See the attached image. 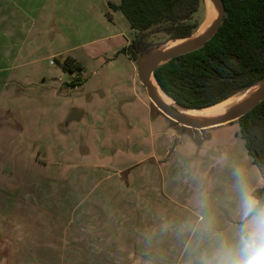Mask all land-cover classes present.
<instances>
[{
    "label": "crops",
    "instance_id": "obj_1",
    "mask_svg": "<svg viewBox=\"0 0 264 264\" xmlns=\"http://www.w3.org/2000/svg\"><path fill=\"white\" fill-rule=\"evenodd\" d=\"M70 1L0 0L3 263L53 264V253L60 251L70 253L68 264H200L221 242L234 240L242 218V197H254L253 193L264 187V176L245 148L240 125L230 134L231 142L221 145H217L219 140L227 138L216 130L223 126L209 129L216 131L206 143L213 159L209 158L208 168L195 167L188 162H194L197 150H191L189 143L173 152L170 140L185 131L155 107L136 71L126 72L125 77L123 71H110L89 100L76 93L86 85L84 77L74 89L70 87L75 78L49 93L52 100L66 98L69 109L82 106L74 108L82 117L73 122L86 120V125L66 121L64 126L61 121L54 131L45 128L48 123L44 122L42 129V118L34 105L29 106L33 103L30 91L33 85L43 83L40 79L44 77L36 69L39 61L70 53L56 45L64 40ZM130 44L127 40L124 47ZM77 94L79 97L73 99ZM25 98L29 104L25 111L11 108ZM83 126L84 131H80ZM82 134L88 145L94 143L93 149L85 150L90 164L84 169L70 164V137L80 138ZM223 149L228 155L226 161L235 149L241 152L252 166L257 184H226L229 190L215 191L221 181L210 180L207 174ZM54 155L61 160H54ZM176 157L185 164L180 171L173 165ZM75 170H85L97 180L87 182ZM53 171L61 180L48 178ZM59 183L70 192L92 186L95 195L71 196L68 191L61 197L50 195L51 188ZM233 188L242 192L239 198ZM211 196L217 199L212 201ZM62 255L57 264H64L66 256Z\"/></svg>",
    "mask_w": 264,
    "mask_h": 264
},
{
    "label": "rangeland",
    "instance_id": "obj_2",
    "mask_svg": "<svg viewBox=\"0 0 264 264\" xmlns=\"http://www.w3.org/2000/svg\"><path fill=\"white\" fill-rule=\"evenodd\" d=\"M108 2H113L116 4L119 3L120 0L70 1V20L68 22H64L65 24L63 27L64 34L62 35L64 40L62 43L57 42L56 44L61 48L69 49L70 53L64 56H58L39 61L36 65V69L40 71L41 75L44 77V79H40V82H43L41 84L44 85L38 83L37 85H33V87L31 88L30 93L31 100H33L32 104H27L28 101L25 98L24 100L22 99L21 102L17 101L15 104H13V106L11 105V108L13 107V110L22 112L25 111L29 106L33 107L34 105L36 108L35 110H37L38 112V116L42 118V129L47 128L49 130L52 128L55 131L57 130V127L59 125L57 124V122L63 121V125L66 126V121L71 111L74 110V108L78 109L82 106L74 105L70 106L71 109H69L66 98L62 97L59 100H52L51 95L49 94L52 88H55L61 83L70 84V82H72L76 77H78L81 81L84 77L86 85H84L83 88H81L76 93H80L81 95H83L85 100H89L90 98H92L91 92L101 84V81L104 77H108L110 75V71H123V74L121 75H123L124 77L126 75V72L129 73L130 71H136L135 73L139 78L138 64L141 61L143 54H138L137 59L133 60L128 54H124L122 52V49L127 44V40L132 42L136 38L138 32H131L129 23L125 19L124 15L119 11H111L108 8ZM82 6L84 7V9L81 10L79 7L82 8ZM108 12L113 15L112 19L107 16ZM207 16L208 9L204 6L203 3L199 12L194 15L193 21L198 22L201 25L204 23ZM169 39V36L162 30L161 27L152 29L151 31L147 32L146 43L149 46L147 52L158 50L160 46L169 41ZM51 62H53V64H51ZM66 63L69 65V69L65 67ZM131 65L133 70L131 69ZM80 71H83L84 76L83 74H78ZM101 71L102 74H100ZM112 79H115V76H113ZM72 87L73 86H71L70 89H74ZM46 88L48 92H44L43 89L46 90ZM78 97V94L74 95L73 99ZM85 121L86 120L72 123L74 126H82L86 125ZM44 122L46 124L48 123L47 126ZM174 125L178 128L182 127L179 129H182V131H185V133H180L174 138V140L169 139L171 143L170 147L172 148V150L175 148L177 149V147L180 150L182 148V145H186L189 143L190 146H192L191 150H197V152H195V155H197L195 156V158H193L194 162H192V159H189L188 163L195 165V167L201 165L206 167L207 163L209 162V158L211 160L213 159L212 156H209L210 152H208V150L206 151L208 136L217 131L216 133H221L225 136V139L227 138L226 141L219 140V143H217V145H219L220 143L231 142V140H229L230 134L235 127L237 128L239 126V123L236 121L232 124H228L227 126H223L222 128H219L218 130L213 132H211V130L209 129L201 131L189 129L177 123H175ZM84 127L85 126L81 127L83 130L80 131H84ZM44 132L46 131L44 130ZM83 135L84 134H82V137L80 138L70 137V164L72 166H75L76 168L77 166H79L81 167V169L88 167V164H90L89 158L85 157V155L88 154L87 152L85 153V150L87 151L94 148V143L92 144L90 142V144L92 145H88V142L83 140ZM194 135L197 136L195 137ZM99 141L101 144L102 141ZM100 144H98V151H101V147L99 146ZM217 145L213 147H216ZM190 146H187L188 149H190ZM213 150H211V152ZM176 156H179L178 153L176 154ZM177 157L175 158L173 165L175 169L177 168L180 171L181 167L185 166V164L182 160H178ZM227 157L228 155L223 149L221 154H219L217 157V164L213 166L207 174V177L210 180L221 181L215 191L221 192L229 190L228 187H226V184L230 187H245L246 183L247 186L257 184V180L254 176L255 172H253V168L249 164V162H246L243 159L241 152L236 151L235 149L233 156H231V158L226 161ZM53 159L58 160L59 158L57 159L56 155H54ZM60 160L61 158L59 159V161ZM209 165L210 163L208 164V166ZM84 171L85 170H75L76 174H78L81 179L86 178L87 182H94L95 180H97V178L95 176H92L91 173H85ZM136 173L137 172L135 171L132 174L135 175ZM57 174L58 173H56V171H53L51 177L50 174H48V178L54 179L55 181L61 180L60 175L58 174L57 177ZM199 179L201 180L200 177ZM233 190H236V188H233ZM67 191L70 192V189H62L59 183L58 185H55L51 188L50 195L54 197H61L63 195H66ZM77 191L80 193L77 194ZM72 194L74 196L95 195L94 191L92 190V186L86 187L84 189H71L70 195L72 196ZM186 194L190 195L188 188H186ZM181 195H185V192ZM235 195H237L235 196L236 198H239L242 195V192L236 190ZM215 198L217 199V197L211 196L212 201ZM226 198L228 197H225L223 199ZM222 202H224V200H222ZM55 247H57L56 243ZM60 254V251L53 253L52 263L57 264L58 259L61 258V255L63 254L62 258L66 256V259L65 261L63 260V263L68 264L70 253H66L67 255H65L64 253H62L61 255ZM1 257L3 256H0V264H5L3 263L4 261ZM70 263H72L71 260Z\"/></svg>",
    "mask_w": 264,
    "mask_h": 264
},
{
    "label": "trees",
    "instance_id": "obj_3",
    "mask_svg": "<svg viewBox=\"0 0 264 264\" xmlns=\"http://www.w3.org/2000/svg\"><path fill=\"white\" fill-rule=\"evenodd\" d=\"M203 3L206 7L204 0H120L118 4L109 2L108 8L121 12L130 29L138 32L122 49L136 60L138 54L147 52V32L156 27H161L169 40L194 35L201 25L193 17ZM224 3V21L212 40L155 71L161 90L185 108H211L264 79V0ZM107 16L113 17L110 12ZM65 67L69 69L67 63ZM79 81L76 77L71 86ZM237 122L245 148L263 174L264 101ZM253 195L264 204V187Z\"/></svg>",
    "mask_w": 264,
    "mask_h": 264
},
{
    "label": "water",
    "instance_id": "obj_4",
    "mask_svg": "<svg viewBox=\"0 0 264 264\" xmlns=\"http://www.w3.org/2000/svg\"><path fill=\"white\" fill-rule=\"evenodd\" d=\"M211 1H213V3L215 4L214 21L211 27L202 36L192 41H189L170 51H157L156 50V51L146 52L143 54V57L138 64L139 79L141 81V84L145 88L149 99L155 105V107L173 122L183 127L194 129V130H199V131L207 130V129H211V128H215L219 126H224V125L239 121L242 117L250 113L260 103L264 101V79H263L259 81L258 83L243 90V91H247L251 89L252 87L260 84L257 91L249 95V97L246 100L234 106L229 111H227L225 114L221 115L220 117L213 118V119L197 120V119L186 117L179 111V109H177L173 105L167 104L159 96L157 87L160 89V91L162 90L157 84L156 79H155L154 74H155L156 69L179 56L187 55V54H190L192 52H195L203 48L218 33L224 21V17H225V10H226L225 3H224V0H211ZM191 37L192 36L187 37V38L174 39V40L177 41L181 39H189ZM169 41H172V40H169ZM155 84L157 85V87ZM162 93L164 92L162 91ZM164 94L169 99H171L177 106L185 108L179 105L174 99H172L166 93ZM185 109H189V108H185ZM189 110H203V109H189ZM81 117H82V114L74 109L69 114L67 122H73V121L80 120ZM262 171H263V176H264V168L262 169Z\"/></svg>",
    "mask_w": 264,
    "mask_h": 264
},
{
    "label": "clouds",
    "instance_id": "obj_5",
    "mask_svg": "<svg viewBox=\"0 0 264 264\" xmlns=\"http://www.w3.org/2000/svg\"><path fill=\"white\" fill-rule=\"evenodd\" d=\"M241 207V223L234 240L221 242L200 264H264V204L244 195Z\"/></svg>",
    "mask_w": 264,
    "mask_h": 264
},
{
    "label": "bare ground",
    "instance_id": "obj_6",
    "mask_svg": "<svg viewBox=\"0 0 264 264\" xmlns=\"http://www.w3.org/2000/svg\"><path fill=\"white\" fill-rule=\"evenodd\" d=\"M204 1L206 4V8L208 9V16H207L206 20L204 21V23L201 24V26L199 27L197 32L194 35H192V37L189 39H181V40H177V41H175V40L167 41L164 44H162L157 51L173 50V49H175V48H177V47H179V46H181V45H183L189 41H192L194 39L199 38L211 27V25L214 21V17H215V14H214L215 4L211 0H204ZM259 86H260V84L252 87L251 89H249L247 91H243L242 93L237 94L236 96H234V97H232V98H230V99H228V100H226V101H224V102H222L216 106H213L211 108H207V109H203V110H189V109H185V108L177 106L171 99H169L164 93H162V91H160V89L156 85V87L158 89L159 96L161 97V99L163 101H165L167 104L175 106L186 117L197 119V120H208V119L220 117L221 115L225 114L227 111H229L234 106H236L239 103L246 100L249 97V95H251L252 93L257 91Z\"/></svg>",
    "mask_w": 264,
    "mask_h": 264
},
{
    "label": "built area",
    "instance_id": "obj_7",
    "mask_svg": "<svg viewBox=\"0 0 264 264\" xmlns=\"http://www.w3.org/2000/svg\"><path fill=\"white\" fill-rule=\"evenodd\" d=\"M51 64H53V62H51Z\"/></svg>",
    "mask_w": 264,
    "mask_h": 264
}]
</instances>
